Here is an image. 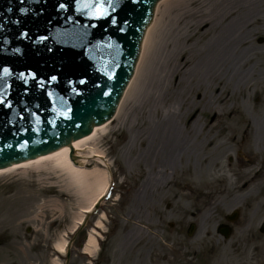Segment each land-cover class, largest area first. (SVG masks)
<instances>
[{
  "label": "bare ground",
  "instance_id": "obj_1",
  "mask_svg": "<svg viewBox=\"0 0 264 264\" xmlns=\"http://www.w3.org/2000/svg\"><path fill=\"white\" fill-rule=\"evenodd\" d=\"M155 12L116 118L127 110L112 130L129 125L124 155L136 150V163L144 158L152 164L154 169L149 171L143 190L154 193L162 180L166 187L178 172L192 173L193 183L203 195L214 197L199 211L203 219H209L224 199L230 198L233 205L239 198L251 199L260 192L264 196V62L256 64L259 56L264 60V52L253 43L254 32L264 25V0H161ZM253 95L260 97L254 105ZM248 106L258 117L248 113ZM202 112L209 114V120L200 124ZM226 115L229 120L224 124ZM109 124L96 126L90 135L54 152L4 167L0 175L45 163L54 164L60 174L68 171L94 197L81 210L80 223L107 192V171L96 166L88 169L91 158L106 165L105 155L86 144L105 133ZM215 129L217 132L208 136ZM241 133L244 144L239 145ZM237 148L245 165L251 166L243 168L241 163L236 171L232 157ZM197 161L202 163L200 169ZM257 206L264 207V200ZM94 234L90 245L96 244ZM66 243L57 245L60 253L66 251ZM90 245L87 251H91Z\"/></svg>",
  "mask_w": 264,
  "mask_h": 264
},
{
  "label": "rangeland",
  "instance_id": "obj_2",
  "mask_svg": "<svg viewBox=\"0 0 264 264\" xmlns=\"http://www.w3.org/2000/svg\"><path fill=\"white\" fill-rule=\"evenodd\" d=\"M158 14L160 18V10ZM254 33H257L254 45L264 52V25ZM258 62L259 66L264 62L261 56ZM259 99L253 95L251 104ZM125 110L118 118L115 115L105 133L86 144L104 153L106 165L91 158L88 169L106 170L110 189L77 233L74 232L80 227L77 220L84 214L81 210L94 197L68 171L60 174L54 164L45 163L0 175V264H67L66 254L57 250V245L65 240H72L68 264H264V233L259 231L264 207L257 206L264 200L263 194L260 192L247 200L239 198L233 205L230 198L224 199L209 219H203V212L199 211L214 197L203 195L193 183L192 173L178 172L166 187L162 180L158 184L160 189L154 193L143 190L149 171L154 169L152 164L144 158L136 163V150L128 157L124 155L129 125L112 130L120 125ZM247 111L258 117L253 108L248 106ZM208 115L202 112L198 116L200 124L209 120ZM227 120L226 115L223 123ZM216 132L217 129L208 136ZM237 143L244 144L242 133ZM238 152V148L233 150L232 157L236 171L240 168L238 164L243 163V168L251 166L245 165ZM224 162L228 164L229 159L225 158ZM195 164L199 169L202 167L200 161ZM236 209L240 210V220L227 239L218 229L228 223L227 215ZM98 220L102 225H98ZM191 223L197 225L193 236L187 233ZM94 231L99 234L98 244L91 245L90 257L84 253L85 242Z\"/></svg>",
  "mask_w": 264,
  "mask_h": 264
},
{
  "label": "water",
  "instance_id": "obj_3",
  "mask_svg": "<svg viewBox=\"0 0 264 264\" xmlns=\"http://www.w3.org/2000/svg\"><path fill=\"white\" fill-rule=\"evenodd\" d=\"M158 1L0 0V168L114 115Z\"/></svg>",
  "mask_w": 264,
  "mask_h": 264
}]
</instances>
